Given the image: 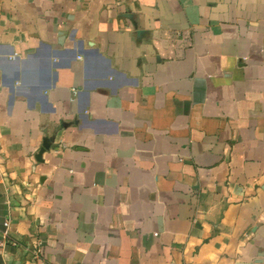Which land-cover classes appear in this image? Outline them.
<instances>
[{
  "label": "crops",
  "instance_id": "0c3cea01",
  "mask_svg": "<svg viewBox=\"0 0 264 264\" xmlns=\"http://www.w3.org/2000/svg\"><path fill=\"white\" fill-rule=\"evenodd\" d=\"M0 264H264V0H0Z\"/></svg>",
  "mask_w": 264,
  "mask_h": 264
},
{
  "label": "built area",
  "instance_id": "2783aa9c",
  "mask_svg": "<svg viewBox=\"0 0 264 264\" xmlns=\"http://www.w3.org/2000/svg\"><path fill=\"white\" fill-rule=\"evenodd\" d=\"M2 234L5 236V237H8L9 236V221L8 220H5L3 223H2ZM14 243V241H13ZM15 244V243H14ZM38 252V250H36Z\"/></svg>",
  "mask_w": 264,
  "mask_h": 264
}]
</instances>
